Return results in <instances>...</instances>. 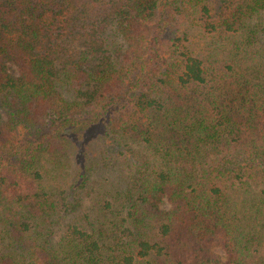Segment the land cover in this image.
<instances>
[{
  "label": "trees",
  "instance_id": "obj_1",
  "mask_svg": "<svg viewBox=\"0 0 264 264\" xmlns=\"http://www.w3.org/2000/svg\"><path fill=\"white\" fill-rule=\"evenodd\" d=\"M0 264H264V0H0Z\"/></svg>",
  "mask_w": 264,
  "mask_h": 264
},
{
  "label": "rangeland",
  "instance_id": "obj_2",
  "mask_svg": "<svg viewBox=\"0 0 264 264\" xmlns=\"http://www.w3.org/2000/svg\"><path fill=\"white\" fill-rule=\"evenodd\" d=\"M14 67H16V66H14ZM166 206H168V204H166ZM221 252H222V251H221ZM221 252H220V253H221Z\"/></svg>",
  "mask_w": 264,
  "mask_h": 264
}]
</instances>
